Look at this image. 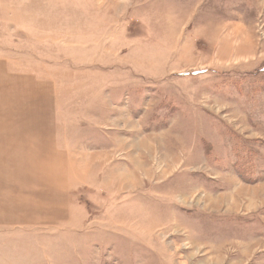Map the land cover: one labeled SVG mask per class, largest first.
Masks as SVG:
<instances>
[{"label":"rangeland","instance_id":"374dc122","mask_svg":"<svg viewBox=\"0 0 264 264\" xmlns=\"http://www.w3.org/2000/svg\"><path fill=\"white\" fill-rule=\"evenodd\" d=\"M0 58L53 79L73 173L0 264H264V0H0Z\"/></svg>","mask_w":264,"mask_h":264},{"label":"crops","instance_id":"0c3cea01","mask_svg":"<svg viewBox=\"0 0 264 264\" xmlns=\"http://www.w3.org/2000/svg\"><path fill=\"white\" fill-rule=\"evenodd\" d=\"M22 72L0 58V104L10 97L15 105L12 127L0 129V227L41 224L69 215L71 155L55 127L54 81ZM247 201L245 212L258 208ZM242 254L252 250L242 248ZM213 257L208 258L213 262ZM246 262L239 259L237 264Z\"/></svg>","mask_w":264,"mask_h":264}]
</instances>
